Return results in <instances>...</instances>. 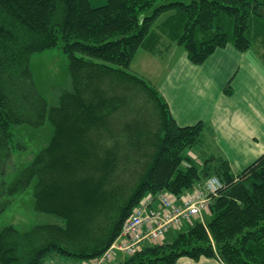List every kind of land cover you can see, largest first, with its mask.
Segmentation results:
<instances>
[{"label": "trees", "instance_id": "trees-1", "mask_svg": "<svg viewBox=\"0 0 264 264\" xmlns=\"http://www.w3.org/2000/svg\"><path fill=\"white\" fill-rule=\"evenodd\" d=\"M257 38L264 49V0H0V171L25 148L14 127L52 126L4 188L12 195L31 186L35 210L57 218L2 227L0 264H41L52 253L93 259L147 193L179 197L212 175L221 187L203 221L115 264H175L182 256L264 264V152L234 172L204 150L203 121L179 125L156 86L128 70L139 49L163 57L175 43L200 64L228 44L248 51ZM54 47L66 55L70 79L49 104L31 58Z\"/></svg>", "mask_w": 264, "mask_h": 264}, {"label": "crops", "instance_id": "crops-1", "mask_svg": "<svg viewBox=\"0 0 264 264\" xmlns=\"http://www.w3.org/2000/svg\"><path fill=\"white\" fill-rule=\"evenodd\" d=\"M180 48L172 44L162 59L149 54L151 62L162 66L154 85L179 125L205 123L204 150L223 156L238 172L264 152V73L248 57V51L232 44L216 49L200 64L192 63ZM175 231H169L170 238L165 241ZM119 257L107 264H115ZM175 264L225 263L215 257L195 260L182 256Z\"/></svg>", "mask_w": 264, "mask_h": 264}, {"label": "rangeland", "instance_id": "rangeland-1", "mask_svg": "<svg viewBox=\"0 0 264 264\" xmlns=\"http://www.w3.org/2000/svg\"><path fill=\"white\" fill-rule=\"evenodd\" d=\"M105 3L106 0H90L92 6H100ZM258 40L259 38L253 39L252 47L248 50L247 55L264 73V63L260 61L264 49ZM149 54L152 55L146 50L139 49L128 70L142 75L154 84L155 76L159 71H162V66L151 62L154 60L148 58L150 57ZM154 57L162 59L156 55ZM31 71L39 93L49 104L55 103L60 90L69 85L68 59L58 47L34 54L31 58ZM13 131L14 142L24 144L25 148L14 151L4 162L6 163L5 171H0V229L12 224L21 230H25L36 223L55 222L57 221L55 216L35 210L34 191L31 186L12 195L8 194L4 188L45 146L52 134V126L48 122L39 127L19 125L14 127ZM204 183L205 180L190 190L192 192L195 190L205 192ZM193 222L194 220H191L190 224ZM182 229L176 230L175 233ZM166 238H170V234L166 235ZM81 260L83 259L52 253L44 259L42 264H81Z\"/></svg>", "mask_w": 264, "mask_h": 264}, {"label": "built area", "instance_id": "built-area-1", "mask_svg": "<svg viewBox=\"0 0 264 264\" xmlns=\"http://www.w3.org/2000/svg\"><path fill=\"white\" fill-rule=\"evenodd\" d=\"M219 187V178L210 176L204 184L205 192L195 190L190 196H182L179 201L174 195L163 191L146 194L123 222L118 237L89 264H105L118 253H135L143 242L160 241L169 229L201 216L208 207L209 195L216 193ZM155 202H158V209L153 208Z\"/></svg>", "mask_w": 264, "mask_h": 264}, {"label": "bare ground", "instance_id": "bare-ground-1", "mask_svg": "<svg viewBox=\"0 0 264 264\" xmlns=\"http://www.w3.org/2000/svg\"><path fill=\"white\" fill-rule=\"evenodd\" d=\"M187 192H188V191L185 192V195H186V196H190L191 194H186ZM153 208L158 209V206H157V205H153Z\"/></svg>", "mask_w": 264, "mask_h": 264}]
</instances>
